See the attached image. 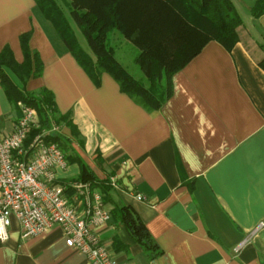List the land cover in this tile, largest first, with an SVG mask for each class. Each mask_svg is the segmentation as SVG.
<instances>
[{"label": "crops", "instance_id": "obj_1", "mask_svg": "<svg viewBox=\"0 0 264 264\" xmlns=\"http://www.w3.org/2000/svg\"><path fill=\"white\" fill-rule=\"evenodd\" d=\"M240 1L255 0L234 5ZM247 23L230 52L207 43L172 76L171 97L149 114L109 75L96 87L33 0H0V50L9 47L21 63L19 36L31 32L29 48L42 63L41 76L29 79L25 90L46 89L58 112L70 114L83 139L82 147L72 142L73 150L98 180L111 181L104 208H132L161 251L149 258L109 214L91 230L117 264H264V71L258 65L264 15ZM123 42L129 44L114 35L113 44ZM19 117L0 86V135ZM58 132L70 137L66 128ZM78 174L76 164L55 170L82 215ZM0 264L89 263L65 245L60 229L22 239L12 220L7 241H0Z\"/></svg>", "mask_w": 264, "mask_h": 264}, {"label": "trees", "instance_id": "obj_2", "mask_svg": "<svg viewBox=\"0 0 264 264\" xmlns=\"http://www.w3.org/2000/svg\"><path fill=\"white\" fill-rule=\"evenodd\" d=\"M41 16L54 29L57 37L91 82L98 87L101 76L109 75L136 105L147 113H157L171 97L172 76L180 71L209 42L219 43L228 52L239 42L242 20L233 0H33ZM253 20L264 15V0L249 5L240 1ZM138 50L135 64L141 78L132 76L116 57L118 44L114 35ZM31 32L19 36L23 61L17 63L9 47L0 50V86L12 107L18 103L35 110L39 128L46 140L63 153L67 164H76L79 174L75 183L97 187L109 203L111 181L98 180L72 142L83 146V139L72 124L70 114H60L53 95L46 89L27 92L25 84L41 76L42 63L29 48ZM259 47H262L260 45ZM264 71V56L258 62ZM8 71V72H7ZM18 82L17 86L10 76ZM62 128L70 137L61 134ZM66 189V188H65ZM71 191L65 190V193ZM109 214L120 222L129 236L153 259L161 251L150 237L135 211L113 205Z\"/></svg>", "mask_w": 264, "mask_h": 264}, {"label": "built area", "instance_id": "obj_3", "mask_svg": "<svg viewBox=\"0 0 264 264\" xmlns=\"http://www.w3.org/2000/svg\"><path fill=\"white\" fill-rule=\"evenodd\" d=\"M17 106L19 119L8 135H0V241H7L12 220L22 239L58 228L65 245L89 264H117L91 230L109 219L100 194L86 184L75 185L86 206L82 215L78 213L55 176V170L67 166L63 153L47 142L45 132L29 140L30 132L39 128L37 114L21 103Z\"/></svg>", "mask_w": 264, "mask_h": 264}, {"label": "rangeland", "instance_id": "obj_4", "mask_svg": "<svg viewBox=\"0 0 264 264\" xmlns=\"http://www.w3.org/2000/svg\"><path fill=\"white\" fill-rule=\"evenodd\" d=\"M235 6L242 20L240 27L247 28V17L249 16L247 10L239 4ZM137 54L138 50L130 44H124L123 42V45L121 47H117L116 57L118 61L132 76L139 79L142 77V72L134 62Z\"/></svg>", "mask_w": 264, "mask_h": 264}]
</instances>
